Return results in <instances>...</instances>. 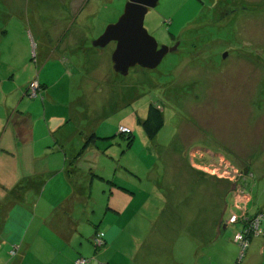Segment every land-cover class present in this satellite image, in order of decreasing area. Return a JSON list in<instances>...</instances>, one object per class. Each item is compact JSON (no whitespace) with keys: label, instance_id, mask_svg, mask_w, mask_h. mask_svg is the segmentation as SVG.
Listing matches in <instances>:
<instances>
[{"label":"rangeland","instance_id":"374dc122","mask_svg":"<svg viewBox=\"0 0 264 264\" xmlns=\"http://www.w3.org/2000/svg\"><path fill=\"white\" fill-rule=\"evenodd\" d=\"M126 2L0 0V125H6L9 118L4 106L6 95L13 107L27 100L40 101L43 106L45 89L39 80L42 60L33 40L28 55L32 67H22L21 59L28 53L24 50L26 39L21 24L27 17L39 16V12L48 15L51 7L60 21L74 19V24H82L90 40L85 51L83 41L81 45H72L68 38L62 60L49 56L47 61L56 58L59 63H67L73 78L62 74L59 81L72 89L75 101L89 102L91 133L98 128V136L104 137L100 140L106 143L103 145L106 153L115 151L111 153L113 158L107 159L112 160L106 173L103 172V179L93 178L98 199L103 193L106 198L110 195L114 187L111 181L115 179L121 184L133 183L139 194L145 192L141 196L156 195L160 203L165 202L164 197H170V213L177 198L190 199L192 202L186 208L193 210L195 200L225 197L231 203L233 196L235 201L247 203L248 212L261 213L254 214L251 209L255 206L264 210V0H160L148 10L145 27L159 45L173 46L176 37L179 47L168 53L155 69L137 65L127 76H122L114 70L112 62L116 42L105 47H95L92 43L109 24L119 19ZM71 5L76 8L70 14ZM87 55L93 64L89 73L83 66ZM95 64L100 65L96 70ZM10 65L16 68L5 72ZM35 78L41 88L36 97H31L29 84ZM24 82L28 83L27 89L22 94L16 93ZM151 103L160 107L165 116L164 126L153 139L139 123L140 119H146ZM38 112V109L34 111ZM121 126L129 128L134 135L130 146V134L121 133ZM2 131L0 126V134ZM35 147L40 150L39 144ZM206 148L216 153V160L204 154ZM3 153L1 146L0 182ZM102 167L105 168V163ZM83 177L89 180L92 175L88 170ZM153 187L155 191L150 190ZM232 209L227 211V220ZM155 221V230L162 229L159 216ZM236 224L235 231L241 225ZM153 227L149 222L147 229ZM143 234L146 238V233ZM190 238L184 230L173 245L160 250L158 258L173 264L180 260L183 251L180 258H192L185 246L195 245ZM258 240L262 246L256 255L260 256L264 238ZM157 245H163V241L156 240ZM103 246L104 243L96 244L97 249ZM241 250L240 247L238 263L247 264L249 254L242 256ZM4 254V250L0 251L1 256ZM55 255L46 254L45 261L41 258L43 263L38 264H56L51 263ZM61 255L66 257L68 253ZM33 256L29 254L28 260L32 262ZM13 258L9 257L11 264L17 260Z\"/></svg>","mask_w":264,"mask_h":264},{"label":"crops","instance_id":"0c3cea01","mask_svg":"<svg viewBox=\"0 0 264 264\" xmlns=\"http://www.w3.org/2000/svg\"><path fill=\"white\" fill-rule=\"evenodd\" d=\"M73 8L76 7L71 5L70 14ZM38 17L41 19L35 20ZM58 18L50 7L48 15L42 11L37 17H27L21 24L26 39L24 50L28 53L21 59L22 67H32L28 55L34 40L42 60L39 80L45 91L43 106L40 101L27 100L13 107L8 95L4 99L9 118L6 125H0L3 127L0 148L3 146L4 150L0 251L5 252L4 256L0 255V264H11V255L13 260L17 258L13 264H30L29 254H35L32 264L33 261L43 263L41 258L45 261L48 253L57 254L51 260L56 264H75L80 257L88 258V264H170L160 260L158 254L173 245L184 230L195 245H185L192 258H180L183 251L177 264H240V256L237 259L240 245L235 241L239 229L235 231L236 223L227 224V211L232 209L233 202L227 203L225 197L195 200L193 210L186 208L192 202L190 199L177 198L174 199L175 209L170 213V197H164L165 202L160 203L156 195L141 196L145 192L139 194V188L133 183L130 186L129 182L121 184L113 179L110 195L106 198L103 193L98 199L93 178L103 179V172L106 173L112 160L107 159L113 158L115 151H111V155L106 153V146L103 147L106 143L100 140L104 137L98 136V128L91 133L89 102L75 101L72 89L59 81L62 74L73 78L67 63H59L56 58L47 61L49 56L62 60L67 50L64 42L68 38L72 45H81L83 41L85 51L89 48V36L85 35L82 24H74V19L60 21ZM83 66L89 73L93 64L88 55ZM99 66L95 64L94 69ZM9 67L5 72L16 68ZM27 82L21 83L16 93L22 94ZM37 109L39 112L34 113ZM92 135L94 140L83 149ZM36 144L40 150L36 149ZM88 170L92 175L89 180L83 177ZM150 190L155 191L154 187ZM251 210L254 214L264 212L255 206ZM156 216L163 221L162 229L155 230ZM149 222L154 225L152 230L147 229ZM98 232L104 233L105 243L97 249L94 237ZM263 238L251 239L248 253L245 252L249 254L247 264L264 261V248L260 256L256 255L262 246L257 239ZM156 240L163 241V245L155 246ZM64 252L68 253L66 257L61 255Z\"/></svg>","mask_w":264,"mask_h":264},{"label":"water","instance_id":"95a60500","mask_svg":"<svg viewBox=\"0 0 264 264\" xmlns=\"http://www.w3.org/2000/svg\"><path fill=\"white\" fill-rule=\"evenodd\" d=\"M160 0H127L119 19L109 24L105 31L93 40V46L105 47L115 41L112 53L114 70L127 76L132 67L137 65L155 69L164 57L176 51L180 42L173 46L159 45L157 39L145 27V17L150 8L158 5ZM227 52L224 57L227 56Z\"/></svg>","mask_w":264,"mask_h":264},{"label":"built area","instance_id":"2783aa9c","mask_svg":"<svg viewBox=\"0 0 264 264\" xmlns=\"http://www.w3.org/2000/svg\"><path fill=\"white\" fill-rule=\"evenodd\" d=\"M40 82L37 78H35L30 84L28 93L31 95V97H36L39 94L40 90ZM120 132L124 134H132V132L129 130V128L125 126L120 127ZM201 152V151H200ZM204 154L208 155L212 160H216L215 152L204 151ZM233 201V208L231 215L229 216V219L227 220L228 223L234 224L237 222H240V228L237 231L235 235V241L240 245L241 247V255L243 256L245 252L248 250L251 239L253 237L262 236L264 237V212H261L257 215H250V212L245 210V206L247 203L238 202L235 201V196ZM94 237V243L97 245H100L102 243H105L104 240V233L98 232ZM15 253V251H13ZM89 260L84 257H80L75 261V264H88Z\"/></svg>","mask_w":264,"mask_h":264},{"label":"trees","instance_id":"16d2710c","mask_svg":"<svg viewBox=\"0 0 264 264\" xmlns=\"http://www.w3.org/2000/svg\"><path fill=\"white\" fill-rule=\"evenodd\" d=\"M139 123L143 127L146 135L149 138L153 139L157 136V134L160 132V130L165 124L164 112L160 107H158L154 103H151L148 107V113H147L146 119L145 120L140 119ZM94 137L95 136L92 135L91 137L87 139L86 144L83 147V149L87 147L88 143L94 140ZM132 138H133V135L130 134L128 136L129 144H131Z\"/></svg>","mask_w":264,"mask_h":264},{"label":"flooded vegetation","instance_id":"af4514ba","mask_svg":"<svg viewBox=\"0 0 264 264\" xmlns=\"http://www.w3.org/2000/svg\"><path fill=\"white\" fill-rule=\"evenodd\" d=\"M174 39H175V40H174V44H175L176 42H178V40H177V38H176V37H175Z\"/></svg>","mask_w":264,"mask_h":264}]
</instances>
